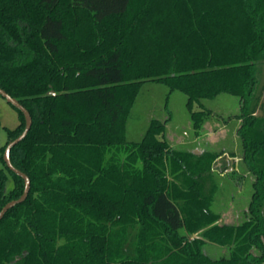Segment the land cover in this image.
<instances>
[{
  "label": "trees",
  "instance_id": "trees-1",
  "mask_svg": "<svg viewBox=\"0 0 264 264\" xmlns=\"http://www.w3.org/2000/svg\"><path fill=\"white\" fill-rule=\"evenodd\" d=\"M259 64L264 0H0V87L33 120L10 152L31 187L0 221V264H264ZM150 82L187 96L196 137L212 115L203 100L227 93L243 103L239 134L255 176L243 223L219 224L212 210L215 154L175 149L158 119L127 141ZM13 108L0 211L25 188L3 160L27 121ZM205 241L231 247L230 257L212 259Z\"/></svg>",
  "mask_w": 264,
  "mask_h": 264
},
{
  "label": "rangeland",
  "instance_id": "rangeland-1",
  "mask_svg": "<svg viewBox=\"0 0 264 264\" xmlns=\"http://www.w3.org/2000/svg\"><path fill=\"white\" fill-rule=\"evenodd\" d=\"M259 89L264 84V64L258 65ZM212 115L206 119L199 138L195 136L187 96L170 92L159 83H145L130 113L127 124V141L140 142L151 121L166 122L165 137L178 150L195 155L211 152L217 156L212 171L205 179V190L213 199L212 210L219 214V224H240L250 214V204L255 192V176L244 161V149L240 138L243 103L237 96L222 93L214 99L202 101ZM199 110V105H195ZM0 146L8 141L7 129H15L19 123L17 111L0 96ZM211 133V134H210ZM211 135V136H210ZM202 153H197L201 152ZM219 164V165H218ZM10 182H7V189ZM190 239L200 238L192 234ZM204 252L212 259L229 258L231 247L205 241ZM259 251L256 249L255 253Z\"/></svg>",
  "mask_w": 264,
  "mask_h": 264
},
{
  "label": "water",
  "instance_id": "water-1",
  "mask_svg": "<svg viewBox=\"0 0 264 264\" xmlns=\"http://www.w3.org/2000/svg\"><path fill=\"white\" fill-rule=\"evenodd\" d=\"M49 94H55L54 91H50ZM0 95L5 98L7 100L8 103H10L13 107H15L16 109H18L19 111H21L25 117L26 121V126L24 131L22 132V134L10 141L4 151L3 154V160L5 162V164L7 165V167L14 172L16 175L20 176L24 181H25V188L24 191L22 193V195L20 196V198L10 201L8 202L0 211V221L2 220V218L4 217V215L10 210L13 209V207L17 206V204L23 203L27 197L28 194L30 192V187H31V180L30 178L26 175V173H23L22 171H20L19 169L17 170V168L12 164L11 159H10V152L11 149L13 147H15L18 143H20L29 133L31 127H32V116L30 114V112L21 104L19 103V101L12 97L10 94H8L5 90H3L0 87Z\"/></svg>",
  "mask_w": 264,
  "mask_h": 264
},
{
  "label": "crops",
  "instance_id": "crops-1",
  "mask_svg": "<svg viewBox=\"0 0 264 264\" xmlns=\"http://www.w3.org/2000/svg\"><path fill=\"white\" fill-rule=\"evenodd\" d=\"M211 134V133H210ZM211 136V135H210ZM197 138H199V137H197ZM197 153H202V151L201 152H197Z\"/></svg>",
  "mask_w": 264,
  "mask_h": 264
},
{
  "label": "flooded vegetation",
  "instance_id": "flooded-vegetation-1",
  "mask_svg": "<svg viewBox=\"0 0 264 264\" xmlns=\"http://www.w3.org/2000/svg\"><path fill=\"white\" fill-rule=\"evenodd\" d=\"M219 165V164H218Z\"/></svg>",
  "mask_w": 264,
  "mask_h": 264
}]
</instances>
